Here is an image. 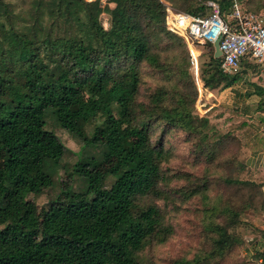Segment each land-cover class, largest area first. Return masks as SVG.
Masks as SVG:
<instances>
[{
  "label": "trees",
  "instance_id": "16d2710c",
  "mask_svg": "<svg viewBox=\"0 0 264 264\" xmlns=\"http://www.w3.org/2000/svg\"><path fill=\"white\" fill-rule=\"evenodd\" d=\"M165 1L194 16L209 11L205 0ZM219 2L226 11L227 1ZM109 3L114 6L102 7L98 0H51L48 4L54 24L55 20L63 24L81 16L89 20L88 33L101 45L97 51L90 44L52 37L51 30L43 27L38 6L25 29L15 27L16 16L9 4L0 0V47L5 50L0 54V264H139L137 254L148 241L162 243L168 237L159 208L136 205L138 198L154 193L163 179L156 156H163L165 151H156L149 144V123L136 118L134 100L139 77L133 67L143 62L163 67L159 54L152 52L154 38L165 39L176 48L184 47V42L167 30L161 0ZM101 12L110 16L108 30L99 24ZM43 35L54 41L34 37ZM209 46L210 72L204 86L227 87L238 74L222 73L220 59L213 57V46ZM122 67L134 73L128 81L119 79ZM160 89L153 101L158 103L157 110L150 101L148 115L158 117V125L177 127L188 139L199 136L202 142L197 146L203 152L205 136L194 123L190 109L193 99L190 103L187 94L175 91V87ZM257 93L262 106L264 89L258 86ZM215 110L213 106L206 114ZM229 115L220 125L227 126L226 132L241 142L240 131L248 122L237 110ZM48 118L82 147L97 145L98 135L106 139L101 158L115 160L109 172L116 178L109 189L102 190L103 176L96 171V162L101 159L79 158L74 171L82 178L81 190L62 189L33 214L28 195H39L52 187L51 172L65 152L54 131L46 128ZM201 121L207 124V120ZM90 127L94 131L89 136ZM252 181L263 196L260 182L255 177ZM201 190H206L204 184L195 186L194 192ZM207 212L211 214L205 225L213 244L211 259L222 258L233 245L246 243L248 247V242L231 231L240 223L237 212L228 205L219 209L218 204ZM222 215L223 222L214 221L215 216ZM252 257L264 260L262 253Z\"/></svg>",
  "mask_w": 264,
  "mask_h": 264
},
{
  "label": "rangeland",
  "instance_id": "374dc122",
  "mask_svg": "<svg viewBox=\"0 0 264 264\" xmlns=\"http://www.w3.org/2000/svg\"><path fill=\"white\" fill-rule=\"evenodd\" d=\"M3 1L9 4V10L16 16L13 22L15 27L25 29L29 24L28 22L33 18L34 7L38 6L43 14L41 17L43 27L46 30H51L52 37L58 41L73 39L82 45L90 44L95 50H100V43L88 33L86 23L89 20L84 19L81 14H79L81 17L71 18L70 21L67 20L68 22L63 24L60 23L61 21L55 20L54 24L49 16L51 8L48 7V4L51 0ZM98 1L102 7L106 4L111 8L114 6V4L109 3V0ZM162 1L170 4L165 0ZM239 4L246 11L258 13L264 18V0H244L243 3ZM170 5L174 6V3ZM174 9L180 10L176 7ZM98 21L104 30L110 28L108 13L101 12ZM34 37L38 41H54L47 35ZM153 46L152 52L157 56L159 54V62L163 67L161 69L154 68L147 62L134 65L133 68L139 77L134 110L137 112L136 118H141L149 123V144L156 148V151H165L163 156H156L159 174L160 177L163 175V179L158 183L154 193L138 198L136 205L140 208H145L148 205L157 206L162 216L163 225L168 226L169 234L166 241L162 243L155 240L148 241L137 254L139 264H256L254 257H252L254 251L252 252L246 243L233 245L229 252L220 259H211L209 257L210 250L213 248L211 233L205 229L207 218L211 215L209 212L204 213L205 210L217 204L219 209L228 205L229 208L239 214L240 218V223L232 227L231 231L244 242H247L250 236L255 233L253 230L255 227L253 223L255 222L251 220V216L264 214V208H262L264 195L262 196L259 186L252 181L255 176L248 169L245 159H243L242 141L240 142L232 133L228 134L226 132L227 126L220 125V122H224L225 118L230 117L229 114L232 110L242 112L236 108L229 110L219 105L217 106L218 110L213 111L210 115L206 114L209 108L218 103L215 96L216 91L220 90L218 88L221 87L218 86L214 89L204 86V78L210 72L207 65L211 57L209 45L200 47L202 53L198 62V79L201 92L195 83L191 65L188 63L189 55L185 42L184 47L178 46L176 48L172 47L171 43L165 39L154 38ZM7 49L9 48L6 47ZM4 51L0 47V54ZM255 65L253 63L242 64L241 72L252 75H249L248 82H253L251 81L253 77L256 78V76H260L259 74H264V70L261 72L262 67ZM116 71L115 69L114 72ZM133 74L131 70L122 67L119 72V79L128 81ZM164 87L167 90H172L175 87V91L186 93L190 103L193 99L190 109L195 119L194 123L196 127H199V130L203 131L201 133L205 136L203 141L206 147L202 149L203 152H201V147L197 146L199 142H202L199 136L194 134L188 139L185 133L177 127L158 125V119H155L158 117L148 115L152 109L148 108L152 105L150 101H155L157 92ZM151 96L152 98L149 99ZM153 105L154 111L157 110L158 103L153 102ZM244 116L248 118L246 115ZM201 119L207 120V124H204L206 122L201 121ZM46 128L54 131L65 147V152L59 166L51 172L52 187H49L42 194L28 195V207L31 208L33 214H37L39 207L45 205L60 190L69 189L75 192L81 190L84 186L82 178L74 171V164L79 158L93 157L95 160L100 158L101 161L96 162L98 163L96 171L103 176L100 183L101 189L107 190L111 187L116 176L109 172V169L114 165L115 160L113 158L106 159L105 156L103 159L101 158L102 144L106 142V139L98 135L99 137L96 138L98 141H95L98 143L97 145L82 147L81 142L59 128L53 119L48 118ZM93 131L92 127L88 128L89 136ZM133 142H135L134 138ZM202 184L206 190L195 193V186ZM223 217V215L215 216L214 221L223 222ZM115 237L118 238L119 234H116ZM195 259L200 260L194 261Z\"/></svg>",
  "mask_w": 264,
  "mask_h": 264
},
{
  "label": "built area",
  "instance_id": "2783aa9c",
  "mask_svg": "<svg viewBox=\"0 0 264 264\" xmlns=\"http://www.w3.org/2000/svg\"><path fill=\"white\" fill-rule=\"evenodd\" d=\"M220 0H205L207 14L194 16L175 10L170 4L165 6V25L167 30L179 35L187 47L189 64L199 86L198 62L202 51L200 47L218 39L219 69L226 75L238 73L244 63H253L264 70V18L255 12H245L236 0H226L223 11ZM264 75V74H263Z\"/></svg>",
  "mask_w": 264,
  "mask_h": 264
},
{
  "label": "crops",
  "instance_id": "0c3cea01",
  "mask_svg": "<svg viewBox=\"0 0 264 264\" xmlns=\"http://www.w3.org/2000/svg\"><path fill=\"white\" fill-rule=\"evenodd\" d=\"M243 10L249 12L244 8ZM241 69L231 85L218 88L220 90L216 91L215 96L218 103L214 105L224 106L229 110L239 109L243 115L250 118H246L248 125L240 131L242 156L248 169L260 182L264 194V105L259 106L262 97L257 93L258 86L264 89V75L259 74V77H253L251 80L253 82H248L251 73L244 74ZM251 220L255 222L253 225L257 231L247 241L248 247L254 254L256 252L264 254V214H255V217L251 216ZM254 260L256 264H264L261 257Z\"/></svg>",
  "mask_w": 264,
  "mask_h": 264
},
{
  "label": "water",
  "instance_id": "95a60500",
  "mask_svg": "<svg viewBox=\"0 0 264 264\" xmlns=\"http://www.w3.org/2000/svg\"><path fill=\"white\" fill-rule=\"evenodd\" d=\"M213 49H214V52H213V57L216 59V58H219L220 55H221V52L219 50V40L217 39L214 43H213Z\"/></svg>",
  "mask_w": 264,
  "mask_h": 264
}]
</instances>
